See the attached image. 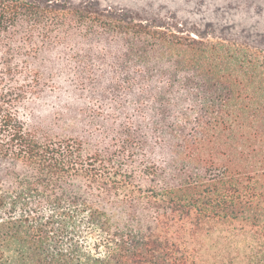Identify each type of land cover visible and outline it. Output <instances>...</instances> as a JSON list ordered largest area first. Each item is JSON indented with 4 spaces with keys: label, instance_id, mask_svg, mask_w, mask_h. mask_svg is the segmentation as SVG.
Here are the masks:
<instances>
[{
    "label": "trees",
    "instance_id": "16d2710c",
    "mask_svg": "<svg viewBox=\"0 0 264 264\" xmlns=\"http://www.w3.org/2000/svg\"><path fill=\"white\" fill-rule=\"evenodd\" d=\"M65 83L100 129L30 122ZM0 160V264H241L215 233L264 264V53L0 0Z\"/></svg>",
    "mask_w": 264,
    "mask_h": 264
},
{
    "label": "rangeland",
    "instance_id": "374dc122",
    "mask_svg": "<svg viewBox=\"0 0 264 264\" xmlns=\"http://www.w3.org/2000/svg\"><path fill=\"white\" fill-rule=\"evenodd\" d=\"M29 1L43 5H64L68 9H89L115 20L122 18L143 23L179 37L205 42L234 43L264 53V0ZM91 99L90 92L75 90L67 83L62 84L58 92L57 89L50 91L48 88L38 107H35L30 122L52 135L79 136L86 130L100 129V121L99 127L89 126L90 121L94 122L92 116L90 119L87 108L91 102L92 109ZM12 168L14 167L10 163L0 160L1 177L6 179ZM250 241L251 236L247 233H215L206 239L204 251L200 255L206 262L218 261L223 257H236L237 262L246 264L247 259L256 256V251L252 252L248 248Z\"/></svg>",
    "mask_w": 264,
    "mask_h": 264
}]
</instances>
